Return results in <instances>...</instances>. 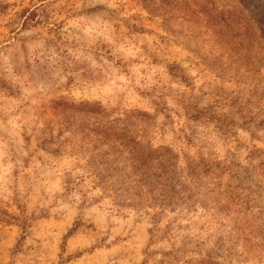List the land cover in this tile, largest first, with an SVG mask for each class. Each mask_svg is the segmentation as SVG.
Instances as JSON below:
<instances>
[{
	"label": "rangeland",
	"instance_id": "374dc122",
	"mask_svg": "<svg viewBox=\"0 0 264 264\" xmlns=\"http://www.w3.org/2000/svg\"><path fill=\"white\" fill-rule=\"evenodd\" d=\"M263 6L0 0V264H264ZM118 119L206 162L192 206L102 191L88 130Z\"/></svg>",
	"mask_w": 264,
	"mask_h": 264
},
{
	"label": "trees",
	"instance_id": "16d2710c",
	"mask_svg": "<svg viewBox=\"0 0 264 264\" xmlns=\"http://www.w3.org/2000/svg\"><path fill=\"white\" fill-rule=\"evenodd\" d=\"M242 6L248 10L245 2ZM263 23L260 21L261 26ZM234 25L241 28L239 21ZM241 25L247 27L244 21ZM118 120L99 130H88L103 146L93 147L92 156L86 160L88 171L96 177L102 191L113 198L114 205L137 209L149 202L161 209L175 210L176 205L185 200L181 203L192 206L197 201L192 200L195 197L193 188H197L194 184H203L206 178V162H190L184 172L171 148H155L142 142L123 120ZM198 191L196 194H201V190Z\"/></svg>",
	"mask_w": 264,
	"mask_h": 264
}]
</instances>
